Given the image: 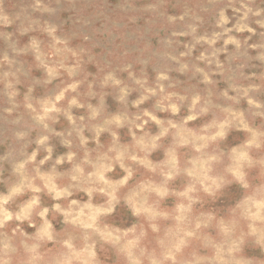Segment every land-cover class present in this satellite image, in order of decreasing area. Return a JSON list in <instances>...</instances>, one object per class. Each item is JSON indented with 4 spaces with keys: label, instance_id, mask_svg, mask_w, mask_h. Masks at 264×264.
Instances as JSON below:
<instances>
[{
    "label": "rangeland",
    "instance_id": "1",
    "mask_svg": "<svg viewBox=\"0 0 264 264\" xmlns=\"http://www.w3.org/2000/svg\"><path fill=\"white\" fill-rule=\"evenodd\" d=\"M0 264H264V0H0Z\"/></svg>",
    "mask_w": 264,
    "mask_h": 264
}]
</instances>
